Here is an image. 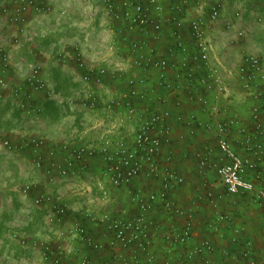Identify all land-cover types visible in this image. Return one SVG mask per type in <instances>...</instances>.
<instances>
[{
	"label": "built area",
	"instance_id": "1",
	"mask_svg": "<svg viewBox=\"0 0 264 264\" xmlns=\"http://www.w3.org/2000/svg\"><path fill=\"white\" fill-rule=\"evenodd\" d=\"M99 2L114 36L109 53L88 60L79 42L60 50L62 63L79 73L76 85L61 96V105L80 123L76 130L53 138L25 132L17 123L39 121L45 102L56 94L41 64L30 63L18 85L0 76V100L11 90L20 112L2 147L28 156L49 185L86 181L94 195L91 205L74 211L54 200L53 193L40 191L32 204L48 208L46 222L57 237L30 235L35 240L29 243L38 246L43 264H264V241L257 244L249 237L222 204L226 195L254 202L264 231V56L246 53L232 68L219 53L223 47L214 39L213 24L224 14L223 0ZM30 12L49 15L50 0H0V19L11 28L13 49L36 35ZM226 25L222 35L230 39L234 25L231 20ZM164 29L171 37L161 50ZM235 35L241 39L246 31L239 28ZM11 48L0 45L2 71L14 66ZM106 81L115 87L112 97L95 87ZM41 92L49 97L43 102ZM188 102L209 120L187 111ZM241 104L251 123L233 112ZM176 126L181 127L177 136ZM233 128L239 133L235 140ZM199 129L213 134L221 158L211 160L210 145L193 155L201 178L195 185L190 182L194 174L173 167V154L166 149L195 137ZM210 169L213 177L206 174ZM187 184L195 191L182 199ZM38 185L30 179L21 187L30 193ZM217 185L223 187L220 193ZM119 188L127 199L121 213L114 214L112 190ZM204 210L207 215L201 214Z\"/></svg>",
	"mask_w": 264,
	"mask_h": 264
},
{
	"label": "rangeland",
	"instance_id": "2",
	"mask_svg": "<svg viewBox=\"0 0 264 264\" xmlns=\"http://www.w3.org/2000/svg\"><path fill=\"white\" fill-rule=\"evenodd\" d=\"M50 2L52 5V12L49 15H44V17L40 15V20L37 22V24H30L34 28L33 32L36 33L35 38L32 41H24L23 45L17 48L13 49L10 47V45L5 44V41H9L10 36H12V31L7 24L6 19H0V45H3L4 47L9 49L11 48L14 58L13 65L17 61H19L18 58H21L19 56L20 52L25 50V48H27L29 43L31 42H35L39 46L37 48H41V46H47V53L52 52L54 57H60V53H62L60 50H62L64 46H67L69 48V46L72 43L74 44L75 42H79L81 44V48L84 51L86 49L88 51H93L94 49L99 48V53L97 55H100L101 58L104 57L105 54L109 53L110 45L113 41L114 36L109 35V32H107V34L97 36L98 29H95L102 27L100 23L101 17L105 22V24L103 25L104 29L105 26H108L107 23L109 21L99 0H50ZM223 4L224 14L220 20L213 24V27L215 28V30L218 29L222 32L223 30H228L226 25L228 20H231L234 25L231 29H229L231 31L230 39L229 37L225 38L222 34L220 38H218L217 34H215L216 37H214L215 41L217 40L219 44H223V48H226L224 56L227 63L232 65V68H236L246 53H257L264 56V53H259L257 51L248 50L247 47H242L243 45H245L244 43L249 37L250 33V24L248 21L250 20L254 22V24H256L257 26L264 25V0H223ZM244 10L246 13H242V11ZM249 10L260 13L263 19L259 21L254 14L252 15L250 13L251 15H249ZM235 11H237L240 15L241 13L243 14V20H240V24L243 25H239L237 23V20L233 19ZM34 15L37 16L36 14ZM42 27H44L43 29L45 30H42ZM239 28H243L246 31V35L241 39L237 38L235 35L236 30H238ZM261 29L264 30V26ZM95 30H97V32ZM90 44H92L94 48H92ZM38 61L40 60L32 63L37 62L41 64ZM30 63L31 62H28L26 63L25 67H22L23 74L28 73L27 70H29ZM8 81L10 82L11 86H14L13 81ZM70 87L71 86H69V83L66 81L59 84V90L63 93V95L67 94L70 91ZM43 100L44 98L41 96L40 102H43ZM5 102H9L15 107V104L11 103L10 99L5 100V98L0 100V105L2 103L6 104ZM53 102L52 104H50L49 110L52 117H56L57 115H60L59 103H57L58 105H56ZM10 104L9 108L11 107ZM13 111L17 112V110ZM44 117L40 118L37 122H23V120L20 119L17 121V123L22 125L21 128L25 132H34L36 134L55 138L51 133L43 130L44 125L42 124V121ZM11 122H9V120L3 121V126L6 127V130L12 128ZM47 123L49 125H52L53 122L51 123L50 120H47ZM47 126L45 125V128H47ZM4 134L5 131L0 130V143L5 136H8L7 134ZM1 148H3L4 153L2 154L0 152V162L7 159L9 160L12 156L25 157V154L20 153L19 150H7V152H5L6 149L2 147V145ZM26 157L28 158V156ZM38 176H40V174H0V185L4 184V181L10 178V183L12 182V184L14 185L24 183L30 179H37L36 177ZM4 188H6L5 185ZM119 189L112 190V199L113 201H115L113 203L114 209L111 210L114 214L121 213L123 206L126 204V190H124L123 188H121L120 190ZM40 191L47 192L45 190ZM12 193L14 194V191H12ZM32 200L30 199V197H27L26 201L24 200L23 203V200L21 201L18 196L14 195H12V197L6 196L5 198H3V201L6 202L5 209L0 212V264H43L40 258V250L38 246L29 243V241L35 240L32 239L30 235L36 232L35 228H39V230H41L39 232L41 233H39L38 236L42 237V233L45 231L46 236L49 235L52 237H57V233L53 234L46 222L48 208L34 207V205L32 204ZM111 208L113 207L111 206ZM73 215V213L70 214V217L68 219L69 221L73 219ZM27 219H29L28 222L26 221ZM14 232H17L19 234L18 238H13L11 236ZM97 232L100 231L98 230ZM96 235L99 234L97 233Z\"/></svg>",
	"mask_w": 264,
	"mask_h": 264
},
{
	"label": "crops",
	"instance_id": "3",
	"mask_svg": "<svg viewBox=\"0 0 264 264\" xmlns=\"http://www.w3.org/2000/svg\"><path fill=\"white\" fill-rule=\"evenodd\" d=\"M243 12L246 13L245 10L242 11V13ZM250 12H253V10H249V13H248L249 15H251ZM242 13L240 15L237 11H235V14L233 15V19L237 20V23L239 25H243V24H240L241 23L240 20H243ZM41 16L44 17V15H41ZM100 19H101L100 23L102 27L95 28V29H98L97 36L107 34V32H109V35H112V31L109 30V28H106V26H105V29L103 28V25L105 24V22L102 17ZM29 20H30V23H32L33 25L35 23L37 24V22L40 20V15L35 16L33 12H30ZM244 22H247V21H244ZM248 22L250 24L249 25L250 33H249V37L244 43L245 45H243L242 47L243 48L247 47L248 50L257 51L259 53H264V30L261 29L263 28L264 25L257 26L256 24H254V22L250 20ZM43 28L44 27H42V30H45ZM95 31L97 32V30ZM169 34L170 32L167 29H164L163 33L161 34V41L158 44L161 50L166 48V45L171 37ZM215 34H217L218 38H220L222 32L217 29L214 31V34H213L214 37H216ZM34 38H32L30 41H32ZM225 38H228V37H225ZM5 44L9 45V41H5ZM90 45L92 46V48H94L92 44ZM220 45L223 47V44H220ZM37 47L39 46L35 42L29 43L28 47L25 48V50L20 52L19 56L21 58H18L19 61H17L14 64V66L10 69L2 71L3 67L0 62V76H5L7 80L13 81L14 85H18L25 81V78H26L25 74H27V73L23 74L22 67H25L26 63L28 62L32 63L37 60H40L38 62H40L44 67V76L53 84V87L55 89L56 94L54 98L52 97L53 98L52 100L54 101L56 105H58L57 103H59V110H60V112L58 110L60 115H57L56 117H52V115L47 111V115L45 114V117L42 121V124L44 125L43 130L51 133L55 138H59L62 134H66L68 131L71 132L73 130H76L80 126V123L76 119L75 114L71 111H66L67 109L65 110V107L61 105V96L63 95V93L59 90V84L61 82L66 81L69 83V86H71L69 89L71 91L72 88L76 85L77 79H79V73L77 72V69L71 63L63 64L60 57H54L52 52L47 53V50H48L47 46H41V48H37ZM218 50H219V53L221 52L220 54L224 56L226 48H221V49L218 48ZM85 51H86L85 52L86 57L87 58L89 57L88 59H90V57L91 59H95V58H97V60L101 59L100 55H97L99 53V48L94 49L93 51H88L86 49ZM28 71L29 70H27V72ZM95 87L98 90H101L102 92H105V93H107L108 91L112 92L113 94L111 95V97L115 95V93L113 92V90H115L113 83L110 85V83L106 81V84L104 86H95ZM121 87L122 88L125 87L124 81L122 82ZM7 93H8L7 94L8 96L5 100L10 99L11 103H14V96L11 93V90L7 91ZM38 96L40 98L41 96L42 97L45 96L44 100L49 98V97H46L47 94H45V92L39 93ZM5 103L6 104L2 103L0 105V130L5 131L4 135L11 133V129L15 126V123H16L15 120L18 118L19 113H20L18 111L17 112L13 111L15 110L13 104L11 105L9 102H5ZM9 104L11 105L10 108H9ZM186 110L194 111L196 113V116L198 118H201L202 120H206V121L209 120L210 116L206 115L202 109L198 108L195 104H192L191 102H188L186 104ZM233 112H236L237 116L241 117V119L244 122L251 123V116L245 104L237 105L236 107L233 108ZM4 120H9V122L12 121L11 122L12 128H10L9 130H6V127L3 126ZM47 120H50L51 123L53 122L52 125L51 124L49 125L47 123ZM45 125L46 126L48 125L47 128H45ZM19 126H22V125H19ZM180 131H181V127H177L175 131L176 133L175 135L177 136V134ZM233 131H237V130L233 128L230 133V137L235 140L238 137L239 133L238 132L233 133ZM93 132H97V131H93ZM187 139L188 140L186 142L177 141V143L174 146H171L168 149H166V152L173 154V158H172L173 167H175L177 170L183 173L194 174L193 180H191L190 182L191 184L197 185L196 183H199L201 181V178H198L196 175V174H199V170L197 168L198 167L197 160H195L193 155L196 154L198 150H201V149L203 150L205 149V146L208 147L209 145L213 148V149L211 148L212 149L211 160L219 161L221 158V154H220L219 147L217 145V140L215 141V138L212 133L208 132L207 134L205 130L199 129V132L197 133L195 137L188 136ZM237 146H238L237 147L238 150L244 153L243 146L240 143H237ZM3 151L4 150L3 148H1V143H0V152L2 154L4 153ZM5 152H7V150ZM12 157L9 160L7 159V160H3L2 162H0V168H1L0 174H14V175H17V174H25V175L36 174L38 175L40 174V176L36 177L37 178L36 181L38 182L39 185L38 187L35 188L34 191L30 193H24L21 187L22 183L13 185L12 182L10 183L9 181L11 180V178L8 180H5L4 184L0 185V212L5 209L6 201H3V198H5L6 196H10V197H12V195L18 196V198L21 201L23 200V203H24V200L26 201L27 197H30V199L32 200L35 196H37L40 190H45V191L53 193L54 198H55L54 200L58 198L61 199L62 201L67 203L74 211H79L80 209L84 208V205H91V197H93L94 195H92L90 192L91 188L89 187L88 182L85 181V182L79 183V182L71 181L62 187L52 186L47 183L43 175L41 176V174H44V172H42L39 169H36L33 163H30V160H28L26 157H22V156L13 157V158ZM206 174H209L211 175V177H213V174H215V172L214 170L210 169V170H207ZM4 185L6 186V188H4ZM216 187H217L215 190L216 193H220L223 190V187L219 185H217ZM79 188H81V190H84V192H79ZM12 191H14V194L12 193ZM182 191H183L181 195L182 199H188V198L193 197L192 194H194L195 190L192 188V185L187 184V186H185ZM222 204H225L226 208L234 214L235 221L237 223L245 226L247 230L246 232L249 237H251L252 239H255L257 244L259 243L261 244L264 241V231L262 227L260 226L261 221H262V216H261L259 207H257V204H255L254 202L243 200L241 198H236V200L233 201V198H230L227 195L222 200ZM201 214L207 215L208 212L204 210L203 213L201 212ZM28 220L29 219H27L26 221L28 222ZM67 222L71 224L72 220L70 221L67 220ZM35 229H36V232H34V234H31V235L38 236V234L41 233L39 232L41 230H39V228H35ZM42 234H43L42 236L43 238L47 237L45 231Z\"/></svg>",
	"mask_w": 264,
	"mask_h": 264
},
{
	"label": "trees",
	"instance_id": "4",
	"mask_svg": "<svg viewBox=\"0 0 264 264\" xmlns=\"http://www.w3.org/2000/svg\"><path fill=\"white\" fill-rule=\"evenodd\" d=\"M53 100H47L45 102V114L47 115V111L51 114L50 110H49V106L50 104H52ZM54 103V102H53Z\"/></svg>",
	"mask_w": 264,
	"mask_h": 264
},
{
	"label": "clouds",
	"instance_id": "5",
	"mask_svg": "<svg viewBox=\"0 0 264 264\" xmlns=\"http://www.w3.org/2000/svg\"><path fill=\"white\" fill-rule=\"evenodd\" d=\"M56 101V100H55Z\"/></svg>",
	"mask_w": 264,
	"mask_h": 264
}]
</instances>
